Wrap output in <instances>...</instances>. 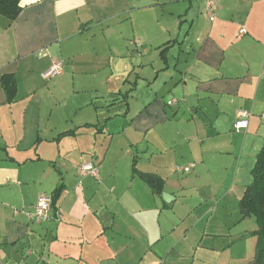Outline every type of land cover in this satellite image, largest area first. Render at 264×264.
Wrapping results in <instances>:
<instances>
[{"label": "crops", "instance_id": "1", "mask_svg": "<svg viewBox=\"0 0 264 264\" xmlns=\"http://www.w3.org/2000/svg\"><path fill=\"white\" fill-rule=\"evenodd\" d=\"M135 4L133 0H21L13 22L0 15V264L252 262L258 227L252 218H242L239 204L264 144V0H164L162 4L157 0L164 7L159 9L157 28L146 36V43L156 50L146 51L147 64L156 71L152 80L146 78L151 81L150 93L134 107L126 101L129 95L133 99L136 82L125 94L122 89L106 91V97L113 96L109 104L126 102L121 131L127 132L130 145L139 147L145 141V150L146 144L153 145L157 128L175 122L179 112L181 117L186 111L200 112L206 120L205 138H198L200 154H191L190 160L199 164L185 166L196 167L198 173L216 165L229 174L218 186L209 182L210 194H196L199 207L185 213L187 223L179 228L174 224L151 228L145 207L128 209L118 200V188L107 185L110 175L102 159L87 157L88 148L81 143L90 139L95 145L97 133L105 131L98 127V116L80 124L66 120L41 128L39 93L51 78L43 75L59 62L64 70L58 78L92 68L95 49L85 47L90 43L88 33L97 25L120 20ZM166 8L177 20L174 26L164 19ZM76 57L81 59L74 63ZM4 75L15 79L11 103L1 86ZM171 99L177 103L167 105ZM239 110L249 111L250 117L247 128L235 132ZM82 128L85 131L79 135ZM158 138H164L161 132ZM137 163L132 157L131 179L161 200L167 181ZM85 164L98 168L97 178L81 172ZM139 173L159 177L162 193L156 194ZM60 184L63 191L51 208L50 220L31 222L29 214L37 200L50 197ZM169 194L168 202L155 203L161 212L174 209L176 197ZM122 211L135 226L121 223Z\"/></svg>", "mask_w": 264, "mask_h": 264}, {"label": "rangeland", "instance_id": "2", "mask_svg": "<svg viewBox=\"0 0 264 264\" xmlns=\"http://www.w3.org/2000/svg\"><path fill=\"white\" fill-rule=\"evenodd\" d=\"M133 1L136 2L135 8L126 11L120 20L97 25L88 33L90 43H86L85 47L95 49L91 51L95 57L92 68L76 73H66L63 78H58V75L50 76L46 87L39 93L43 101L41 128L43 129L47 124L66 123V120L70 124H80L98 116V127L105 128V131L102 134L97 133L95 145H92L93 141L90 139H87V142L86 139H82L81 143L89 149L84 151L87 157L95 155L99 161L102 159L104 171L110 175L107 185L118 188V200L128 209L145 207L146 222L151 228L166 224H174L179 228L183 223H187L185 216L199 207L195 199L196 194L202 196L210 194L213 188L209 182L216 181V186L222 182L225 183L229 173L226 170H219L216 165L211 166L208 172L197 173L196 167L188 174L176 171L177 167L199 164L190 160L191 154H200L201 142L198 138L202 140L205 138L203 124L206 120L200 112L192 114L191 111H186L184 117H181L182 113L179 112L175 122L157 128L152 139L153 145L146 144V150L145 141L139 147L138 144L130 145L129 139H126L127 132L121 131L124 121L122 116L127 109L126 102L129 101V105L137 107V100L141 101V98L150 93L149 82L151 81L147 82L146 78L152 80L156 71H153L154 67L147 64L146 51L152 54L156 50L155 46L146 43V36L152 35L157 28L159 9L164 7L157 5V0ZM162 2L164 0H160L161 4ZM166 12L164 19L174 26L177 23L176 18L173 15L170 16L169 8H166ZM87 51L89 50L82 49V53ZM80 59L76 57L73 62L77 63ZM133 82H136L133 99L129 95L126 102L117 100L114 104L112 102L109 104L113 96L106 97V91L122 89V93H126ZM108 114L118 118L109 121L105 119ZM191 116L192 119L188 122ZM107 123L109 125H106ZM7 126L8 121H5L2 128L6 129ZM84 129L80 130L79 135H83L81 132L85 131ZM160 132L164 136L162 140L158 138ZM211 142L206 143V148ZM134 156L139 168L157 173L167 181L164 193L175 195L174 209L161 212L156 208L155 203L162 202L163 198L161 200L155 198L147 186L137 179H131V159ZM207 160L209 161L210 158L207 157ZM96 169L98 170L97 167ZM196 175L198 177H195ZM103 194L104 192H101L99 196L102 199ZM104 202L108 201L104 199ZM204 203L207 206V202ZM109 204L111 208L114 206L112 200ZM173 212L180 217V220ZM120 216L121 223L135 226L127 213L122 211ZM140 222H142L141 219Z\"/></svg>", "mask_w": 264, "mask_h": 264}, {"label": "trees", "instance_id": "3", "mask_svg": "<svg viewBox=\"0 0 264 264\" xmlns=\"http://www.w3.org/2000/svg\"><path fill=\"white\" fill-rule=\"evenodd\" d=\"M21 0H0V15L10 23L20 13ZM1 86L6 94L7 102L11 103L16 95V83L12 75L1 78ZM252 182L244 191L239 209L242 218H252L258 230L253 234L257 237L255 256L250 264H264V144L257 155L255 165L251 171ZM140 178L158 195L162 193L163 181L152 174L139 173ZM63 191L60 184L50 196L51 208H55Z\"/></svg>", "mask_w": 264, "mask_h": 264}, {"label": "built area", "instance_id": "4", "mask_svg": "<svg viewBox=\"0 0 264 264\" xmlns=\"http://www.w3.org/2000/svg\"><path fill=\"white\" fill-rule=\"evenodd\" d=\"M212 2H209V5H211ZM244 30H241V33H244ZM62 71V64L61 62L55 63L51 66V68L43 75V77L48 78L53 75H58ZM177 103L176 99H171L167 102V105H174ZM250 117V112L246 110H239L236 113V117L233 123V130L235 132L243 131L247 128L248 125V119ZM82 173H87L93 176L94 178L98 177V172L95 167H93L91 164H85L82 165L80 168ZM177 172L180 173H188L190 171V167H177ZM50 212H51V199L48 196H42L40 197L35 206L34 211L29 214V219L31 222L34 223H43L48 222L50 220Z\"/></svg>", "mask_w": 264, "mask_h": 264}, {"label": "water", "instance_id": "5", "mask_svg": "<svg viewBox=\"0 0 264 264\" xmlns=\"http://www.w3.org/2000/svg\"><path fill=\"white\" fill-rule=\"evenodd\" d=\"M162 198L164 199V201L168 202V198H171L169 197L168 195H166L165 193L162 194Z\"/></svg>", "mask_w": 264, "mask_h": 264}]
</instances>
